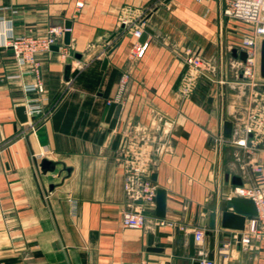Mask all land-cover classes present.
Returning a JSON list of instances; mask_svg holds the SVG:
<instances>
[{
	"label": "crops",
	"instance_id": "0c3cea01",
	"mask_svg": "<svg viewBox=\"0 0 264 264\" xmlns=\"http://www.w3.org/2000/svg\"><path fill=\"white\" fill-rule=\"evenodd\" d=\"M74 1L0 0V264H193L195 229L205 231L207 255L214 238V264H264V246L241 247L221 226L236 187L264 186L259 62L253 92L241 78L250 26L215 0ZM52 19L69 21V36L62 28L39 55L43 94L24 95L5 78L12 58L1 30L41 35ZM139 27L150 30L142 42ZM136 43H146L140 58ZM194 57L200 68L187 62ZM66 87L36 131L25 130L16 108L39 96L48 106ZM136 174L165 191L163 218L126 190ZM132 207L143 228L121 225Z\"/></svg>",
	"mask_w": 264,
	"mask_h": 264
},
{
	"label": "built area",
	"instance_id": "2783aa9c",
	"mask_svg": "<svg viewBox=\"0 0 264 264\" xmlns=\"http://www.w3.org/2000/svg\"><path fill=\"white\" fill-rule=\"evenodd\" d=\"M204 3L207 0H197ZM221 4L222 13L231 19L244 21L250 26V33L241 38V45L246 54L244 62L241 63L242 82L249 88L250 92L259 82L258 78V62H259V42L264 38V0H215ZM76 8H81L83 2L75 0ZM63 29L60 27H50L44 34L36 36H14L11 33L1 30L2 45L11 49L12 65L11 70L6 74L8 81L17 83L21 92L25 94L36 93L43 94L44 87L41 80V63L39 55L48 51L55 44L56 39L62 34ZM142 33L139 27L133 31V35L138 38ZM146 49V43H136L131 54L133 57L140 58ZM64 56V54L62 55ZM195 68H200L201 62L197 57L190 58L187 61ZM31 78L27 81V78ZM26 78V79H25ZM127 76L124 75L119 84V91L115 99H119ZM68 88H64L59 96L48 106H44V98L31 99L25 108L26 127L34 133L36 129L51 115L60 100L64 97ZM110 103V102H108ZM255 115H249L244 121L243 132L245 135L252 131L251 122L255 120ZM138 175V176H137ZM126 190H134L138 192L143 204L154 205L157 187L147 177H141L136 174L133 177L132 185L126 184ZM232 195L248 198L254 202L257 214L247 220L243 230L236 231L235 238L241 247L249 248L260 244L264 246V186L260 184H250L236 187ZM231 197V196H229ZM228 197V198H229ZM120 223L124 228L139 229L146 224L145 215L141 210L132 207L125 210L121 214ZM160 224L163 221L159 222ZM194 240V260L198 264H214L207 257L205 246V231L203 229H195L193 231ZM140 264H146L142 261Z\"/></svg>",
	"mask_w": 264,
	"mask_h": 264
},
{
	"label": "water",
	"instance_id": "95a60500",
	"mask_svg": "<svg viewBox=\"0 0 264 264\" xmlns=\"http://www.w3.org/2000/svg\"><path fill=\"white\" fill-rule=\"evenodd\" d=\"M51 27H60L64 28V36L67 39L69 36V30L70 29V22L65 21L61 23L58 19H52L51 20ZM150 30L148 28H145L141 35L139 36V41L142 42L145 40L147 32ZM67 41V40H65ZM246 57V54L244 51L241 52L240 58L241 61L244 62ZM75 58H78L77 55H75ZM71 58L67 57L65 60V79H68L69 71H70V65H71ZM259 75L264 78V38L260 41V55H259ZM113 106H111L110 111L112 110ZM16 113L18 116V119L24 123L27 120L25 108L24 106L20 105L16 108ZM230 129H231V123L226 121L224 123V136L229 137L230 136ZM46 163V162H44ZM228 204V210L224 211L221 216V226L222 228L234 230V231H241L244 229V223L246 220L250 219L252 216H255L257 214L256 207L254 205V202L251 199L238 197V196H231L226 200ZM164 211H165V191L163 189H157L156 191V197H155V212L156 215L159 218L164 217ZM230 235V234H226ZM214 245V238L209 239V254L207 257L209 259L212 258V249ZM155 249V248H151ZM189 252L191 255L194 253V240L193 235H190L189 237ZM193 264H198L197 261H194Z\"/></svg>",
	"mask_w": 264,
	"mask_h": 264
}]
</instances>
